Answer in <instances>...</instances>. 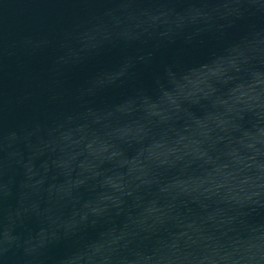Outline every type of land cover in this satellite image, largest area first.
Returning <instances> with one entry per match:
<instances>
[{"label": "clouds", "instance_id": "9594fccd", "mask_svg": "<svg viewBox=\"0 0 264 264\" xmlns=\"http://www.w3.org/2000/svg\"><path fill=\"white\" fill-rule=\"evenodd\" d=\"M110 2L146 5L135 40L152 48L125 58L119 82H89L82 100L123 86L177 40L222 46L198 65H163L152 91L118 103L84 100L52 122L7 130L0 121V264L13 251L22 264H47L49 249L69 241L54 264H204L181 254L237 248L249 218H264V144L255 135L264 123L252 107L264 74V0ZM252 18L261 23L241 27ZM218 63L224 75L193 83ZM241 84L250 95H234ZM88 230L94 239H83Z\"/></svg>", "mask_w": 264, "mask_h": 264}]
</instances>
